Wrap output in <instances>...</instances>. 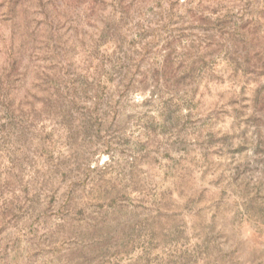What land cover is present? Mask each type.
I'll list each match as a JSON object with an SVG mask.
<instances>
[{
    "label": "rangeland",
    "instance_id": "obj_1",
    "mask_svg": "<svg viewBox=\"0 0 264 264\" xmlns=\"http://www.w3.org/2000/svg\"><path fill=\"white\" fill-rule=\"evenodd\" d=\"M0 264H264V0H0Z\"/></svg>",
    "mask_w": 264,
    "mask_h": 264
}]
</instances>
